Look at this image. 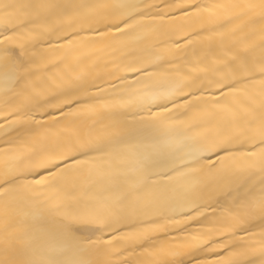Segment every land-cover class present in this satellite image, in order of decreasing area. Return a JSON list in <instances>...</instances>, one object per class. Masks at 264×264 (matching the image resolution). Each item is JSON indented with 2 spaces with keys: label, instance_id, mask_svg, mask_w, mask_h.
Returning a JSON list of instances; mask_svg holds the SVG:
<instances>
[{
  "label": "snow or ice",
  "instance_id": "obj_1",
  "mask_svg": "<svg viewBox=\"0 0 264 264\" xmlns=\"http://www.w3.org/2000/svg\"><path fill=\"white\" fill-rule=\"evenodd\" d=\"M0 264H264V0H0Z\"/></svg>",
  "mask_w": 264,
  "mask_h": 264
},
{
  "label": "bare ground",
  "instance_id": "obj_2",
  "mask_svg": "<svg viewBox=\"0 0 264 264\" xmlns=\"http://www.w3.org/2000/svg\"><path fill=\"white\" fill-rule=\"evenodd\" d=\"M110 2H112V0H110ZM172 234L173 235H176L177 234L176 231H175V229H172Z\"/></svg>",
  "mask_w": 264,
  "mask_h": 264
}]
</instances>
